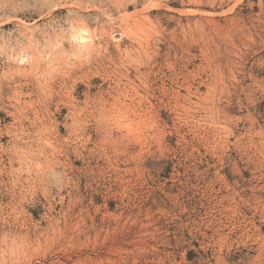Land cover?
Wrapping results in <instances>:
<instances>
[{
	"label": "rangeland",
	"instance_id": "374dc122",
	"mask_svg": "<svg viewBox=\"0 0 264 264\" xmlns=\"http://www.w3.org/2000/svg\"><path fill=\"white\" fill-rule=\"evenodd\" d=\"M0 264H264V0H0Z\"/></svg>",
	"mask_w": 264,
	"mask_h": 264
},
{
	"label": "bare ground",
	"instance_id": "6f19581e",
	"mask_svg": "<svg viewBox=\"0 0 264 264\" xmlns=\"http://www.w3.org/2000/svg\"><path fill=\"white\" fill-rule=\"evenodd\" d=\"M48 131V130H47ZM39 133V132H38ZM43 138V137H42ZM45 142V141H44ZM52 142V141H51ZM32 143V142H31ZM49 143V142H48ZM37 147V146H36ZM32 148V147H31ZM26 149V148H25ZM27 151V150H26ZM42 152V151H41ZM21 153H22V151H21ZM33 153V152H32ZM20 157V156H19ZM20 159V158H19ZM22 162H24V161H22ZM39 162V161H38ZM28 166V165H27ZM26 166V167H27ZM56 166V165H55ZM31 168V167H30ZM21 170V169H20ZM38 174V173H37ZM26 176V175H25ZM42 177V176H41ZM40 179V178H39ZM22 181V180H21ZM25 182H26V180H25ZM30 184V183H29ZM38 186V185H37ZM42 187V186H41ZM65 187V186H64ZM32 188V187H31ZM29 189V188H28ZM75 221V220H74ZM64 222H65V220H64ZM76 223V222H75ZM71 225V224H70ZM74 225V224H73ZM67 226V225H66ZM57 228H59V227H57ZM65 228V227H64ZM60 229V228H59ZM78 230V229H77ZM63 231V230H62ZM68 232H69V230H68ZM53 233V232H52ZM66 234H67V232H66ZM75 235V234H74ZM56 236V235H55ZM60 236V235H59ZM65 237H67V236H65ZM70 237V236H69ZM68 239V238H67Z\"/></svg>",
	"mask_w": 264,
	"mask_h": 264
}]
</instances>
